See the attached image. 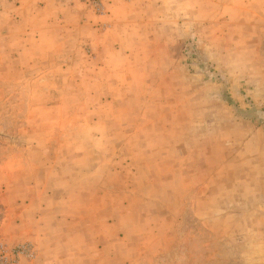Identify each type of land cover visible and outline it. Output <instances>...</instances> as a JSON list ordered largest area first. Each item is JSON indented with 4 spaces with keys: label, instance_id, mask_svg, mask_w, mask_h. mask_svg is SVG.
Segmentation results:
<instances>
[{
    "label": "rangeland",
    "instance_id": "374dc122",
    "mask_svg": "<svg viewBox=\"0 0 264 264\" xmlns=\"http://www.w3.org/2000/svg\"><path fill=\"white\" fill-rule=\"evenodd\" d=\"M0 264H264V0H0Z\"/></svg>",
    "mask_w": 264,
    "mask_h": 264
}]
</instances>
